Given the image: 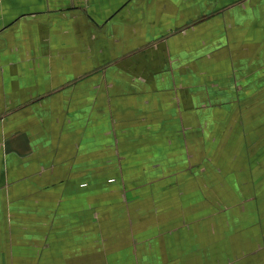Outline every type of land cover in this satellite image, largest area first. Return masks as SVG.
Instances as JSON below:
<instances>
[{"label": "crops", "instance_id": "obj_1", "mask_svg": "<svg viewBox=\"0 0 264 264\" xmlns=\"http://www.w3.org/2000/svg\"><path fill=\"white\" fill-rule=\"evenodd\" d=\"M0 264H264V0H0Z\"/></svg>", "mask_w": 264, "mask_h": 264}]
</instances>
